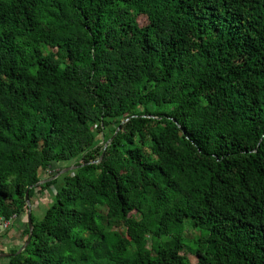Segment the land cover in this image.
<instances>
[{"label":"trees","instance_id":"16d2710c","mask_svg":"<svg viewBox=\"0 0 264 264\" xmlns=\"http://www.w3.org/2000/svg\"><path fill=\"white\" fill-rule=\"evenodd\" d=\"M0 222V264H264V0H0Z\"/></svg>","mask_w":264,"mask_h":264},{"label":"rangeland","instance_id":"374dc122","mask_svg":"<svg viewBox=\"0 0 264 264\" xmlns=\"http://www.w3.org/2000/svg\"><path fill=\"white\" fill-rule=\"evenodd\" d=\"M97 142H99L100 145H104V141H103V138H102V135L98 136L97 137ZM58 166L55 168H53L54 170H57L58 171ZM54 174V171L50 170L48 172H46L43 176V179H47V178H50L52 177V175ZM55 192H56V187L55 186H51L49 189H45L44 191L42 192H37L35 198H34V209H33V213L34 215L40 220L42 219V217L44 216L45 212L47 211V209L49 207L52 206V204L54 203L55 201V198L53 197L55 195ZM26 216L23 217V223L26 222ZM191 220L190 219H186L185 220V224H184V234L186 235L185 238V244L187 245V248L188 249H191L192 246H194V240L196 238H198L199 236V231L197 230H194L192 228V225H191ZM5 229H8V228H5ZM7 232L9 231L6 230ZM0 232L4 233V228H3V224L1 225L0 224ZM6 233V232H5ZM13 240V239H12ZM12 240L10 241H6L4 243H2L1 245V249H4L5 247L7 248H10L8 245H10L12 243ZM14 243V241H13ZM185 254L188 255V258L190 260V263L191 264H196L197 263V258L195 255L192 254L191 251L189 250H186L185 251Z\"/></svg>","mask_w":264,"mask_h":264},{"label":"water","instance_id":"95a60500","mask_svg":"<svg viewBox=\"0 0 264 264\" xmlns=\"http://www.w3.org/2000/svg\"><path fill=\"white\" fill-rule=\"evenodd\" d=\"M75 167H70V168H67V169H65V170H63L62 172H60L56 177H54V178H57L58 176H60V175H62L63 173H65V172H67V171H69V170H72V169H74ZM26 200H27V204L29 205V206H31V202H30V200H29V198H28V192L26 193ZM29 229H30V232H31V235H32V233H33V223H32V221H31V214H29ZM30 241H31V238H29L28 240H27V242L25 243V245L18 251V254H20V253H22L23 252V250L28 246V244L30 243ZM11 254H9V253H0V257H8V256H10Z\"/></svg>","mask_w":264,"mask_h":264},{"label":"crops","instance_id":"0c3cea01","mask_svg":"<svg viewBox=\"0 0 264 264\" xmlns=\"http://www.w3.org/2000/svg\"><path fill=\"white\" fill-rule=\"evenodd\" d=\"M18 237H17V239H16V241H17V243H20L21 242V238H20V236L22 235V232H21V226L19 225L18 227H17V234H16ZM17 243H13L14 244V247L15 246H17L18 244ZM10 248L11 247H13V245L11 244V245H8ZM5 250L7 249V247H5L4 248Z\"/></svg>","mask_w":264,"mask_h":264},{"label":"built area","instance_id":"2783aa9c","mask_svg":"<svg viewBox=\"0 0 264 264\" xmlns=\"http://www.w3.org/2000/svg\"><path fill=\"white\" fill-rule=\"evenodd\" d=\"M0 224L1 225L3 224L4 231H6L9 229L11 222H0ZM5 228H8V229H5Z\"/></svg>","mask_w":264,"mask_h":264}]
</instances>
